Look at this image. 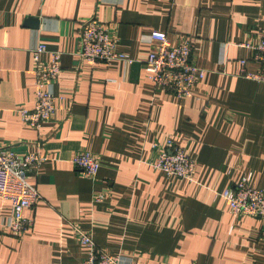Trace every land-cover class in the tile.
<instances>
[{"label": "crops", "instance_id": "obj_1", "mask_svg": "<svg viewBox=\"0 0 264 264\" xmlns=\"http://www.w3.org/2000/svg\"><path fill=\"white\" fill-rule=\"evenodd\" d=\"M91 17L130 63L77 55ZM263 26L264 0H0V144L43 158L28 172L41 199L24 210L32 224L21 235L0 197V264H82L73 224L135 264H264L262 220L233 214L222 195L246 173L264 191V82L240 64L258 69L242 43ZM151 30L191 40L203 76L188 95L151 82ZM38 43L44 61L60 53L61 71L47 84L54 112L32 127L18 110L34 104ZM168 139L196 162L191 180L149 164ZM78 151L97 157L95 176L72 163Z\"/></svg>", "mask_w": 264, "mask_h": 264}, {"label": "built area", "instance_id": "obj_2", "mask_svg": "<svg viewBox=\"0 0 264 264\" xmlns=\"http://www.w3.org/2000/svg\"><path fill=\"white\" fill-rule=\"evenodd\" d=\"M150 35L155 44L143 62L151 82L155 87H161L174 95H188L193 85L203 76V70L192 60L191 40L184 35L176 43H171L166 32L160 30H151ZM242 45L250 51L251 59L259 64L256 71L247 72L243 68L245 59L240 60L242 73L249 79L264 82V26L256 43L246 42ZM45 48L44 43H38L32 50L36 76L34 104L30 108L18 110L21 120L32 127L39 126L51 117L59 98L47 88V84L54 81L61 71L60 53L53 51L50 59L44 61L40 56ZM77 55L91 62L132 61L127 53L117 49L116 39L109 34L106 24L96 17L81 22ZM42 159L34 152L20 155L9 145L0 144V197L10 204L11 213L7 225L14 236L21 235L32 224V218L25 216L24 210L40 200L41 195L28 181V172L36 169ZM71 161L83 174L91 177L96 175L99 168V160L88 151L76 152ZM149 164L154 169L164 171L168 177L189 180L193 178L196 167V162L188 153L170 139L162 147L156 148V155ZM250 180V173L242 175L222 195L233 214L262 220L261 236L264 240V191L252 186ZM98 198L96 196V200ZM73 228L78 242L86 248L82 264H135L120 254H110L99 248L88 231L74 224Z\"/></svg>", "mask_w": 264, "mask_h": 264}, {"label": "water", "instance_id": "obj_3", "mask_svg": "<svg viewBox=\"0 0 264 264\" xmlns=\"http://www.w3.org/2000/svg\"><path fill=\"white\" fill-rule=\"evenodd\" d=\"M29 21L32 22L31 24L36 25V19L30 18Z\"/></svg>", "mask_w": 264, "mask_h": 264}]
</instances>
